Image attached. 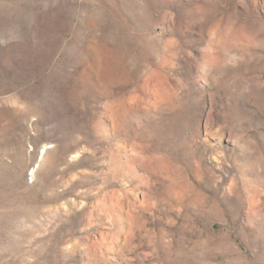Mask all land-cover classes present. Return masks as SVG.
Segmentation results:
<instances>
[{
    "label": "rangeland",
    "instance_id": "374dc122",
    "mask_svg": "<svg viewBox=\"0 0 264 264\" xmlns=\"http://www.w3.org/2000/svg\"><path fill=\"white\" fill-rule=\"evenodd\" d=\"M0 264H264V0H0Z\"/></svg>",
    "mask_w": 264,
    "mask_h": 264
}]
</instances>
